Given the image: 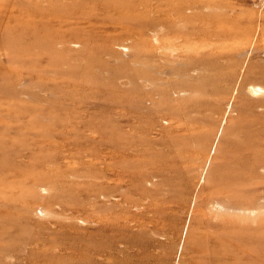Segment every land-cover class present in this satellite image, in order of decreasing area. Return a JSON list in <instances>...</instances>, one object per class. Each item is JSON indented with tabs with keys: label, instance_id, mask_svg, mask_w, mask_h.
Masks as SVG:
<instances>
[{
	"label": "rangeland",
	"instance_id": "rangeland-1",
	"mask_svg": "<svg viewBox=\"0 0 264 264\" xmlns=\"http://www.w3.org/2000/svg\"><path fill=\"white\" fill-rule=\"evenodd\" d=\"M0 264H264V0H0Z\"/></svg>",
	"mask_w": 264,
	"mask_h": 264
}]
</instances>
